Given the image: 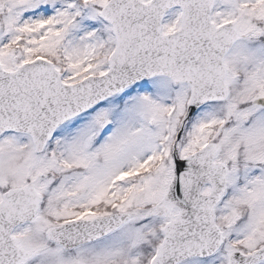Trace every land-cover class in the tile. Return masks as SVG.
I'll return each instance as SVG.
<instances>
[{
    "label": "snow or ice",
    "instance_id": "obj_1",
    "mask_svg": "<svg viewBox=\"0 0 264 264\" xmlns=\"http://www.w3.org/2000/svg\"><path fill=\"white\" fill-rule=\"evenodd\" d=\"M0 264H264V0H0Z\"/></svg>",
    "mask_w": 264,
    "mask_h": 264
}]
</instances>
